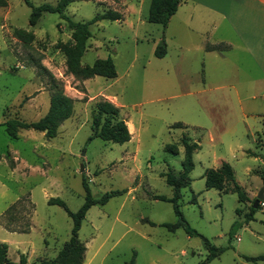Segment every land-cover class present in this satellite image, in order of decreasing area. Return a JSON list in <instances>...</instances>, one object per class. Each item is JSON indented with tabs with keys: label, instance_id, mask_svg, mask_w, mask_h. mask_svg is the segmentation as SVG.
Wrapping results in <instances>:
<instances>
[{
	"label": "rangeland",
	"instance_id": "obj_1",
	"mask_svg": "<svg viewBox=\"0 0 264 264\" xmlns=\"http://www.w3.org/2000/svg\"><path fill=\"white\" fill-rule=\"evenodd\" d=\"M5 1L0 7V213L20 198L12 221L7 215L3 222L17 229L30 225L26 232L0 226L9 259L18 261L25 253L34 264L57 255L69 239L72 220L48 199L60 198L77 211L86 198L84 179L93 199L109 191L124 192L87 210L78 231L86 246L82 264H129L132 259L133 264H197L207 254L202 239L182 227L172 231L162 226L176 220L172 203L152 198L173 196L160 174L169 168L181 171L183 147L172 154L164 145L185 135L199 148L192 154L191 182L181 190L180 209L192 229L225 248L207 264H264L242 257L264 255V81L251 88L228 85L243 80L241 67L249 61L238 59L239 67L231 69L224 59L205 74L187 66L186 75H171L167 55L154 56L166 33L160 24L147 21L150 0H82L64 10L74 21H90L107 9L121 13L120 20L90 23L91 36L80 60L91 65L110 56L116 77L82 79L66 70L59 47L72 43L66 21L46 12L30 25L31 8L25 0ZM29 1L54 5L58 0ZM249 66L250 76H256ZM57 89L72 98L73 111L55 137L33 129H18L16 138L7 134L4 124L9 119L41 118ZM103 94L115 97L119 117L132 122L129 141H87L91 109L96 101L106 100ZM176 122L185 127L172 126ZM222 161L232 166L250 199L240 202L236 193L205 186V170ZM261 189L263 199L247 220L251 200Z\"/></svg>",
	"mask_w": 264,
	"mask_h": 264
},
{
	"label": "trees",
	"instance_id": "obj_2",
	"mask_svg": "<svg viewBox=\"0 0 264 264\" xmlns=\"http://www.w3.org/2000/svg\"><path fill=\"white\" fill-rule=\"evenodd\" d=\"M74 1L82 0H58L56 4L41 3L33 5L29 0H25L26 4L31 8L29 15V24L34 25L43 13H57L58 16L65 20L67 27L71 31L72 43L60 45L61 51L65 55L66 70L75 77L82 79L92 78L94 76H102L105 78H115L117 73L114 62L110 56L106 58H97L91 65H82L80 60L83 53L87 49V40L91 36L89 30L90 23L107 19L119 20L121 13L116 10L107 9L103 13L95 14V16L87 22L74 21L68 17L64 10ZM179 0H150L147 13V21L157 23L165 28L170 16L175 12ZM6 5L5 0H0V7ZM220 46V45H218ZM166 54V44L163 39L156 45L154 49V56L161 58ZM73 111V100L63 93L61 89H57L50 97V103L47 112L36 121H23L16 118L9 119L5 122L6 132L9 136L16 138L18 129H33L44 132L46 138L55 137L57 128L62 121L69 118ZM174 127H185L183 123H173ZM264 128V122H263ZM129 128L125 121L119 117V108L108 100L96 101L91 109V135L87 141L93 138H100L103 141H111L115 143H124L130 140ZM179 146L183 147V159L181 161V171L175 173L171 168L167 171L161 172V176L165 179L166 183L173 188V196L166 198L161 195H152L154 199L168 200L172 203L173 211L176 220L171 223H162V226L167 227L169 230H175L182 227L188 235H197L202 239L207 254L204 259L197 264H207L210 260L217 257L223 252L225 248L216 247L206 237L200 235L192 229L186 221L181 209L179 200L181 198L182 188L189 186L191 178L190 171L193 168L192 154L199 148L197 142L192 141L189 137L183 135L178 142L167 143L164 145L166 152L177 154ZM205 186L207 188H215L220 192H233L237 194L238 200L244 202L248 200L244 190L238 185L235 180L234 172L230 164L222 161L219 167L207 168L204 172ZM262 183L264 185V172L261 174ZM82 186L86 192V198L83 204L75 212L69 210L65 202L60 198H49V204H56L62 207L67 215L72 220V227L70 230L69 239L64 243L63 247L58 251L57 255L51 259H41L37 264H82L85 256L86 246L80 241L78 231L81 222L85 217L87 210L94 204H104L110 197L122 194L124 191H109L104 193L99 199H93L90 195L89 188L86 181L82 180ZM20 198L10 204L4 212L0 215V222L4 228L10 231L26 232L29 230V224H26L22 229H17L10 224L3 222V219L8 215V220L11 222V211L14 210L20 202ZM253 201L251 200L250 213L247 215V220L252 219L254 211ZM195 202V198L191 199ZM259 207V203L257 208ZM239 212V209H237ZM149 222V221H148ZM154 224L152 222H149ZM7 244L0 242V264H13L7 258ZM246 261L257 262L264 260V255L259 256H242ZM19 264H26V258L23 254L19 256ZM129 264H133V259Z\"/></svg>",
	"mask_w": 264,
	"mask_h": 264
},
{
	"label": "crops",
	"instance_id": "obj_3",
	"mask_svg": "<svg viewBox=\"0 0 264 264\" xmlns=\"http://www.w3.org/2000/svg\"><path fill=\"white\" fill-rule=\"evenodd\" d=\"M132 11L138 12L135 7ZM126 20L129 21L130 18ZM163 30L166 33L163 40L166 44L165 55L168 59L167 72L171 75H186L187 66L205 74L208 69L215 70L216 65L222 63L224 59L231 62V69L233 65L238 68V59H246L256 69L257 75L250 76L249 64L246 68L243 65L241 67L245 72L243 80H236L228 85L235 89L239 86L251 88L259 81H264V0H179L175 12L170 16ZM193 62H196L195 67ZM201 84L207 85L203 79ZM103 96L120 107L115 97L106 94ZM124 121L129 128L131 139L134 126L131 121L126 119ZM11 167L13 170L14 166ZM247 196L250 199L249 194ZM0 226L4 228L1 224ZM7 247L9 259L8 244ZM21 254L25 256L26 264H29V256L25 253H20L19 256ZM41 259L44 258H38L34 264ZM16 260L10 261L13 264H19V258L18 261Z\"/></svg>",
	"mask_w": 264,
	"mask_h": 264
},
{
	"label": "water",
	"instance_id": "obj_4",
	"mask_svg": "<svg viewBox=\"0 0 264 264\" xmlns=\"http://www.w3.org/2000/svg\"><path fill=\"white\" fill-rule=\"evenodd\" d=\"M262 199H263V189H261V191L255 196V199L253 201V208H257L258 203L261 202Z\"/></svg>",
	"mask_w": 264,
	"mask_h": 264
}]
</instances>
